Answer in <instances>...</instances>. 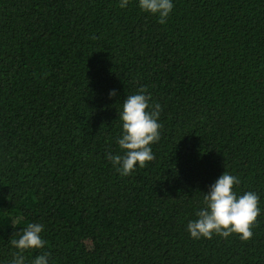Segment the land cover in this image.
I'll return each mask as SVG.
<instances>
[{
    "label": "trees",
    "instance_id": "trees-1",
    "mask_svg": "<svg viewBox=\"0 0 264 264\" xmlns=\"http://www.w3.org/2000/svg\"><path fill=\"white\" fill-rule=\"evenodd\" d=\"M120 2L0 0V264L30 223L25 264H264V0H173L163 24ZM141 87L160 138L123 176L107 154ZM225 171L259 196L253 237L193 238Z\"/></svg>",
    "mask_w": 264,
    "mask_h": 264
},
{
    "label": "clouds",
    "instance_id": "clouds-1",
    "mask_svg": "<svg viewBox=\"0 0 264 264\" xmlns=\"http://www.w3.org/2000/svg\"><path fill=\"white\" fill-rule=\"evenodd\" d=\"M128 3L129 0H121L120 7H127ZM139 7L143 11L158 14L159 22L163 24L167 22L174 4L173 0H139ZM145 93L146 89L141 87L136 94L127 96L123 101L119 115L123 122V134L118 138V144L124 150V155L107 154V158L123 176L131 174L137 163L142 168L146 162L155 159L150 145L160 138L159 129L162 125L158 119L162 109L158 103L150 105L151 97ZM115 95L116 90H112L110 96ZM239 183L238 177L225 171L210 186L203 197L204 207L196 213L198 219L189 221L187 225L193 238L211 239L214 234L227 238L233 233L239 234L244 241L253 237L252 228L261 214L259 196L248 191L238 197L233 186ZM43 230L42 224L30 223L16 233L19 238H12L10 244L19 251L13 253L9 264H25L23 252L44 248L46 241L41 237ZM50 255L49 252L41 253L32 264H49Z\"/></svg>",
    "mask_w": 264,
    "mask_h": 264
}]
</instances>
